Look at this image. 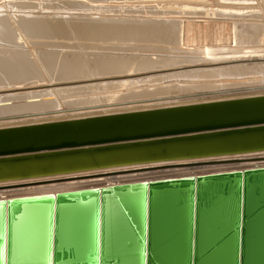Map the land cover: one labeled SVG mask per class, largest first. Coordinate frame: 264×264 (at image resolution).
Masks as SVG:
<instances>
[{
  "label": "water",
  "instance_id": "1",
  "mask_svg": "<svg viewBox=\"0 0 264 264\" xmlns=\"http://www.w3.org/2000/svg\"><path fill=\"white\" fill-rule=\"evenodd\" d=\"M261 152L237 96L0 126V184ZM0 264H264V165L1 198Z\"/></svg>",
  "mask_w": 264,
  "mask_h": 264
},
{
  "label": "bare ground",
  "instance_id": "2",
  "mask_svg": "<svg viewBox=\"0 0 264 264\" xmlns=\"http://www.w3.org/2000/svg\"><path fill=\"white\" fill-rule=\"evenodd\" d=\"M160 2L202 10V5L189 0H0V9L8 10L0 15V126L264 94V0L254 6L257 11L246 13L242 8L238 11V5L205 0L209 9L215 6L225 12L227 19L214 23L168 18L167 14H200L189 8L185 12L177 11L179 7L166 10L174 7L171 4L165 10L173 12H159L156 6ZM29 10H49L53 15H33ZM76 11L93 12L96 17H72ZM108 12L119 16L107 18ZM124 12L143 16L140 20L127 18L122 16ZM259 158H264V152L3 182L0 188L210 160ZM255 164L262 166L264 160L37 185L1 192L0 199Z\"/></svg>",
  "mask_w": 264,
  "mask_h": 264
},
{
  "label": "rangeland",
  "instance_id": "3",
  "mask_svg": "<svg viewBox=\"0 0 264 264\" xmlns=\"http://www.w3.org/2000/svg\"><path fill=\"white\" fill-rule=\"evenodd\" d=\"M187 1V0H186ZM190 2H194V3H198L199 5H202V10L200 7H195V9H193L194 7H183V6H178V7H175V5L171 2L169 4H171L172 6L174 7H170V6H167L169 4H165L163 2H160L157 4L156 7H158L157 11L159 12H162L163 10L166 9V6H167V9L166 10H170V9H177V11H181L182 12H185V11H188L189 9L191 10H196V12L198 11L200 15H182L180 16L179 14H167L166 16L168 18H183V19H186V20H192V21H196V22H219L220 20H224V19H227L224 15H225V12H222L221 10H219V8H216L215 6L212 7V8H208L207 5H208V2H205V0H189ZM196 1V2H195ZM198 1V2H197ZM207 1H210V0H207ZM213 1H216L217 4H225V5H229V6H237L240 7V9H238V11L240 10L241 11V8H242V11L241 12H245L246 11L250 12V11H257V9L254 7L256 6L257 3H260L261 0H251V1H248V2H245L244 1H232V0H213ZM263 1V0H262ZM138 3H133L132 6H138L137 5ZM254 7L253 10L252 8L249 10L248 7ZM243 7H244V10H243ZM247 7V8H246ZM169 8V9H168ZM181 8H184V9H181ZM189 8V9H187ZM135 9H137V7H135ZM166 13H171L173 12V10L171 11H166ZM201 10V11H200ZM213 10V11H212ZM223 10H228V9H223ZM5 11H8V10H2L0 9V15H3L5 14L6 12ZM33 15L34 14H39V15H53L51 11L49 10H29ZM125 11V10H124ZM144 11H147L146 9H144ZM212 11V12H210ZM234 11V10H233ZM123 12V11H122ZM126 12H129L128 10H126ZM126 12L122 13V16L123 17H127V18H133V19H139L143 16L141 13L138 14V13H133L132 16H129V14H127ZM164 12V11H163ZM204 12H206V14H203ZM61 16L63 17H67L68 15L66 14V12H61L60 13ZM74 15L72 17H76V16H81V14H92V15H89L91 18L92 17H96V14H93L90 13V12H83V11H76L73 13ZM216 14H223V16H217ZM257 14H260V12H258ZM119 16L118 14H114L112 12H108L105 14V16L108 17H111V16ZM131 15V14H130ZM55 16V15H54ZM147 18L149 17V14L146 13ZM165 17V15H157L155 17ZM56 17H59V16H56ZM155 17H152V18H155ZM246 55V54H244ZM249 57L252 58L253 55H248ZM245 57V56H243ZM264 159H255V160H243V159H230V160H223V161H215V160H210V161H207V162H195V163H192V164H184V165H176V166H160V168H146L144 170L142 169H138V170H128V171H124V172H112V173H109V174H96V175H91V176H88V177H80L79 179H64L63 181H49V182H43V183H33L32 184H29V185H17V186H4V187H1L0 188V193L1 192H5V191H14V190H18V189H25V188H30V187H34V186H37V185H49V184H52V183H59V182H65V181H80V180H85V181H88V180H92V181H96V180H102V179H112L114 177H122V176H128V175H144L145 173H151V172H160V171H163V170H176V169H184V168H192V167H205V168H208V167H221L223 165H229V166H239L240 164H243V163H255V161H263ZM258 163V162H257Z\"/></svg>",
  "mask_w": 264,
  "mask_h": 264
}]
</instances>
